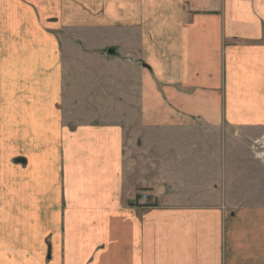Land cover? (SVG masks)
I'll use <instances>...</instances> for the list:
<instances>
[{
  "label": "crops",
  "instance_id": "crops-1",
  "mask_svg": "<svg viewBox=\"0 0 264 264\" xmlns=\"http://www.w3.org/2000/svg\"><path fill=\"white\" fill-rule=\"evenodd\" d=\"M0 15L1 249L264 264V204L234 189L259 185L240 143L264 141V0H2ZM80 27L118 70L69 88L59 31ZM66 101L92 108L72 118Z\"/></svg>",
  "mask_w": 264,
  "mask_h": 264
},
{
  "label": "rangeland",
  "instance_id": "rangeland-1",
  "mask_svg": "<svg viewBox=\"0 0 264 264\" xmlns=\"http://www.w3.org/2000/svg\"><path fill=\"white\" fill-rule=\"evenodd\" d=\"M0 1H2V0H0ZM57 13H58V11H57ZM1 16L2 15H0V18H1ZM48 19H49L48 22L51 24L58 21L56 16H53L51 18L48 17ZM1 25H5V22L4 21L2 22V20H0V26ZM68 29H70V28H67V29L63 28L62 30L59 31L60 36H62L64 39V40H62L61 43H62L63 55H64L63 66H64V82L66 84V87L70 88L72 86V85L69 86V82H71L69 80V78L71 76H73V75L76 76V74L81 75V73L86 74L87 71H89L88 67H94L95 69H105V67H107V65L110 64V67L111 66L115 67L118 70V62L106 61L105 59L102 58V55H104L105 57H107L108 54L113 55L112 53H113L114 49L111 48L110 45H108L107 47L92 48V47H90L91 45L89 46L90 41L88 40V38L86 36L87 31H86L85 27H80L77 29H70V30H68ZM108 47H109V49H112L113 51L108 52V50H109L108 49L107 50L108 54H107L105 51H106V48H108ZM103 52H105V53H103ZM100 54H102V55L98 56ZM70 71H72V72H70ZM71 80L72 81H81L78 79L77 80L71 79ZM75 86H76V84H75ZM72 90L73 91L72 92L70 91L69 96L73 92L78 93V94L82 93L83 92L82 90H84V89L83 88H75ZM90 107L92 108V105L87 106L85 104H77V103L75 104V102L71 105L67 101H66L65 105H63V108L65 109L64 111L67 112V114H69V115L71 114L72 118H76L75 115L77 116L78 114L83 115L86 113H90V110H89ZM110 110H111L110 111L111 114L113 112V114H115L114 116L116 118H114L113 115H110L108 122L118 123L120 120L119 119L117 120V116L119 115V113H117V112H121V110H122L121 107L111 106ZM72 111H73V114L75 113L74 115L72 114ZM80 115H78V116H80ZM73 120H76V119H73ZM134 122L135 121H132L130 124L127 122L128 125H131V126H127V132L130 128L133 129V127L135 125V124H133ZM122 123H124V122H122ZM261 140H262V138L259 137V138L253 139L250 142L240 143L241 145H244V147H246V150L244 148L240 155L243 157L242 159L244 161L248 162L247 164L244 163L242 165L243 166L242 171L240 170V172L241 173L251 172L252 174H255L256 175L255 181L257 183H259V185L255 186L256 190L254 191V189L251 186H248V185L246 186V184H244V183L240 184V182H242L244 180V179H240L238 181L239 184L237 186H234V189H239L240 193H244V195H246L247 198H248V195H250V192H251V195H253V196L255 195L254 193H256L257 194V200H259L257 203L264 204V165H261L259 163L260 160H264V145H261V143H262ZM243 182H245V181H243ZM246 182H247V180H246ZM228 187H231V186H228ZM257 187H258V191H257ZM237 194L238 193L236 192V195H234V198H237ZM234 200H236V199H234ZM247 203H252V202L248 200ZM23 251H24V249H22V248H16L14 250L1 249L0 248V264H44L45 261L47 262V258H45V254H44L43 258L42 257L39 258V256L33 254L34 253L33 251L28 252V250H27L26 255H24ZM12 252H13V254H12ZM6 256H10V260L5 258Z\"/></svg>",
  "mask_w": 264,
  "mask_h": 264
},
{
  "label": "water",
  "instance_id": "water-1",
  "mask_svg": "<svg viewBox=\"0 0 264 264\" xmlns=\"http://www.w3.org/2000/svg\"><path fill=\"white\" fill-rule=\"evenodd\" d=\"M113 50L112 49H109L108 52H112Z\"/></svg>",
  "mask_w": 264,
  "mask_h": 264
},
{
  "label": "built area",
  "instance_id": "built-area-1",
  "mask_svg": "<svg viewBox=\"0 0 264 264\" xmlns=\"http://www.w3.org/2000/svg\"><path fill=\"white\" fill-rule=\"evenodd\" d=\"M261 145H264V142H262Z\"/></svg>",
  "mask_w": 264,
  "mask_h": 264
}]
</instances>
